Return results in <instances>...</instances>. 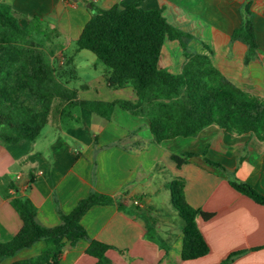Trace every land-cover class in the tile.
<instances>
[{
	"label": "crops",
	"instance_id": "obj_1",
	"mask_svg": "<svg viewBox=\"0 0 264 264\" xmlns=\"http://www.w3.org/2000/svg\"><path fill=\"white\" fill-rule=\"evenodd\" d=\"M0 0L9 5L22 28L33 18L53 32L41 48L48 50L63 66L69 59L74 70L67 78L69 87L78 88L79 100H135L130 87L110 89L106 68L91 60L83 70L94 77L83 79L78 73L74 41L93 7L124 8L139 3L143 9L161 10L173 27L190 35L163 44L159 67L178 74L185 61L184 52L205 54L222 76L245 92L264 100V0ZM249 3L257 49L256 56L244 62L246 46L231 40L242 21L243 7ZM89 5L90 8L86 6ZM36 26H32V32ZM96 58V57H95ZM97 60V59H96ZM98 61V60H97ZM100 62V61H99ZM101 63V62H100ZM88 71V70H87ZM54 116L46 133L33 141L0 145V242H9L22 226L9 200L25 197L36 209V220L44 227L60 223L59 214H68L90 192L115 198L124 209L149 210L156 230L170 247L164 252L144 239L143 221L114 205H95L81 218L91 240L113 249L105 252L110 264H219L231 254L241 252L226 264H264V206L235 191L228 178L235 177L264 196V139L253 134H229L209 125L193 137H176L160 143L151 139L145 118L115 108L109 119L76 106L64 107ZM192 153L187 163L177 167L171 155ZM221 165L226 173L208 164ZM183 181L185 201L212 216L196 222L208 253L194 260L180 256V221L171 206L168 184ZM133 198V199H132ZM136 206V205H135ZM88 243L79 240L65 245L59 264H96L87 255ZM39 242L19 251L0 264L37 255Z\"/></svg>",
	"mask_w": 264,
	"mask_h": 264
},
{
	"label": "trees",
	"instance_id": "obj_2",
	"mask_svg": "<svg viewBox=\"0 0 264 264\" xmlns=\"http://www.w3.org/2000/svg\"><path fill=\"white\" fill-rule=\"evenodd\" d=\"M89 5L91 16L74 41L75 48L91 52L105 66L104 77L110 89L130 87L135 100H79L78 88L69 87L67 78L60 79L50 54L31 40L32 26L41 23L39 18H33L31 26L22 28L11 7L0 3V145L33 141L52 115L61 117L65 113L66 106L84 108L105 119L110 118L115 108L143 117L154 143L193 137L209 125L229 134L250 133L258 140L264 139V100L227 81L207 55L184 52L185 61L178 74L159 67L166 41H179L184 49L182 40L190 37L170 25L161 10L143 9L139 3L109 9ZM231 40L246 46L245 63L256 56L249 3L243 7L241 24L232 32ZM66 68L70 74L74 73L68 58L61 67L64 73ZM193 156L185 152L171 155V159L180 167ZM205 161L226 173L218 163ZM228 184L264 206V196L249 184L235 177H229ZM168 189L172 209L181 224V259L194 260L206 255L209 249L196 219L208 220L212 215L187 204L181 179L172 180ZM9 203L22 226L9 242H0V261L13 258L39 242L43 247L33 257L8 264H59L65 245L74 246L79 240L88 243L85 253L95 258L96 264H110L105 252L113 247L91 240L81 225L83 215L95 205L116 204L120 210L143 221L145 240L164 252L170 247L169 241L158 234L156 220L149 210L142 211L135 205L133 209H124L115 198L95 191L79 200L68 214L60 213V223L54 227L37 222L36 209L29 199L14 197ZM240 253L231 254L219 264H226Z\"/></svg>",
	"mask_w": 264,
	"mask_h": 264
},
{
	"label": "rangeland",
	"instance_id": "obj_3",
	"mask_svg": "<svg viewBox=\"0 0 264 264\" xmlns=\"http://www.w3.org/2000/svg\"><path fill=\"white\" fill-rule=\"evenodd\" d=\"M32 32V31H31ZM56 38L55 34L53 32H51L47 26L45 24H41V23H38L36 24V30L34 32L31 33V40L37 44L38 46L41 47V45H43L45 43V41L47 40H50V41H53L54 39ZM44 50V49H43ZM45 52H48V50H44ZM63 62L65 63L66 61V58H63ZM91 60H95L98 64V66L100 67H103V64L100 63L99 61L96 60L95 56L87 51V50H82L80 52V54H77L76 56V62L79 66L78 68V73H79V76L83 79H86L89 77H94L95 74H93L91 72V70H89L88 68H86L87 70H83V66H87V65H90V61ZM50 61L52 62V64L57 67V74L58 76L60 77V79L63 81L65 80L66 78H69L71 76V74L68 72L69 69L66 68L65 70V73L63 72V69H61V65L58 63L57 60H55V58L53 59H50ZM69 83V82H68ZM56 103V101H55ZM54 118V115H52V117L50 118V120L52 121V119ZM49 130V126L46 125L45 128L43 129V133H46L47 131Z\"/></svg>",
	"mask_w": 264,
	"mask_h": 264
},
{
	"label": "built area",
	"instance_id": "obj_4",
	"mask_svg": "<svg viewBox=\"0 0 264 264\" xmlns=\"http://www.w3.org/2000/svg\"><path fill=\"white\" fill-rule=\"evenodd\" d=\"M133 204L136 205V206H138L139 205V202L137 200H134L133 201Z\"/></svg>",
	"mask_w": 264,
	"mask_h": 264
},
{
	"label": "water",
	"instance_id": "obj_5",
	"mask_svg": "<svg viewBox=\"0 0 264 264\" xmlns=\"http://www.w3.org/2000/svg\"><path fill=\"white\" fill-rule=\"evenodd\" d=\"M86 7H87V8H90V6H89V5H87Z\"/></svg>",
	"mask_w": 264,
	"mask_h": 264
}]
</instances>
